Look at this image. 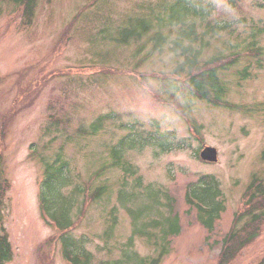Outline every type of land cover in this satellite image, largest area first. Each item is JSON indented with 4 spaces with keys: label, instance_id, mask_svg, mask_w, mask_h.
<instances>
[{
    "label": "rangeland",
    "instance_id": "rangeland-1",
    "mask_svg": "<svg viewBox=\"0 0 264 264\" xmlns=\"http://www.w3.org/2000/svg\"><path fill=\"white\" fill-rule=\"evenodd\" d=\"M176 1L98 0L79 12L93 0H39L31 24L23 22L18 6L0 1V124L1 115L16 109L15 120L4 121V128L10 126L0 146L8 180L3 226L13 249L6 264H72L63 253L60 230L43 215L40 198L42 157L52 161L61 150L68 163L61 191L75 199L73 235L95 262L132 263L126 244L134 234L131 249L146 264L154 258L156 264H218L224 237L244 225L246 218L236 223V215L243 210L246 189L254 174L264 177V66L249 54L253 41L264 49V31L258 30L264 26V0H206L209 13L193 16L199 32L210 19L223 25L203 47L202 61L221 53L242 55L222 69L229 104L196 99L183 113L168 100L164 83L153 77L168 75L183 59L171 43L144 59L152 43L140 54L136 49L148 35L129 44L114 40L130 19L168 21ZM180 25L170 27L177 32ZM69 27L70 38L57 45ZM170 27L162 29L168 33ZM156 29L161 27L149 34ZM248 58L253 59L250 74L243 77ZM172 101L184 105L178 93ZM103 114L109 117L97 134L78 131ZM206 145L217 148V161L200 156ZM121 148L122 159L136 174L114 164L113 152ZM205 179L218 182L223 203L212 228L186 199L190 184ZM99 184L108 191L98 199L86 198ZM120 189L127 200L120 199ZM139 208H144L139 223L146 220L147 225L179 217L181 230L169 236L167 251L145 233L134 232L130 210ZM159 225L147 229L156 234L152 240L161 235ZM228 264H264V223L260 235Z\"/></svg>",
    "mask_w": 264,
    "mask_h": 264
},
{
    "label": "trees",
    "instance_id": "trees-1",
    "mask_svg": "<svg viewBox=\"0 0 264 264\" xmlns=\"http://www.w3.org/2000/svg\"><path fill=\"white\" fill-rule=\"evenodd\" d=\"M0 1H9L18 6L22 12L23 22L25 24H31L36 17L39 0ZM96 1L98 0H93L92 3L85 5L79 12L93 5ZM209 8L210 6L206 0H177L172 6L171 18L168 21L158 20L152 23L147 18L130 19L121 29V34L114 38V40L120 44H129L132 39L138 42L145 35H148L146 41L136 49V53L140 54L148 43H152V51L146 54L144 59H147L149 54L153 53L155 50L162 49L168 42L171 43L170 48L173 52L182 55L183 59L175 64V67L169 71L168 75L163 73L153 75V77L164 83V90L168 100L175 104L174 106L177 112L180 113L184 112L185 107L190 108L191 101L196 99L205 100L214 105L229 104L225 98L226 86L222 78V69H227L230 65L236 63L242 53L235 51L227 55L224 53L215 54L202 61L201 52L203 47L209 44V39L214 35V31H217V28L223 26L222 23L212 24L210 19L207 20V28L203 32L198 31L197 23L192 20L194 18L193 16L198 14L203 17L205 13H209L207 12ZM178 23H181V25L178 28L179 30L175 32L173 28L170 27V24L173 27H177ZM156 26L161 27V29H156L154 33L149 34ZM163 26L170 27L168 33L162 29ZM259 29L264 31V26L259 27L258 30ZM70 32V27L65 29L60 39L57 41V45H60L63 41H67L70 38ZM172 35L175 36L172 37ZM207 37L209 38L207 39ZM197 44H200V46L197 47ZM249 50L250 57L255 59L257 65L264 66L263 47L258 44L257 41H253ZM253 59H249L250 63L245 66L244 73H242L243 77L249 76L250 65ZM113 72H116V70ZM1 81L2 77H0V82ZM177 93L183 96L184 105L172 101ZM15 112L16 109L13 108L7 111L4 116L1 115L0 146L5 143L6 132L10 126L4 128V121L15 120ZM108 117V114H103L98 117V120L93 121L89 127H81L78 131L80 133L84 132L85 134L95 135L103 127L104 121ZM53 121L57 123L56 120ZM53 124L56 125L54 122ZM190 124L198 130L195 124ZM50 131L52 130L49 129V133H51ZM55 138L56 136L53 137V139ZM167 140H169V138ZM120 150H122V148L116 149L113 152L114 164L121 167L129 174H136L137 171L133 168L131 163L124 158L122 159ZM62 154L61 150L52 161H49L44 156L42 157L44 163V180L42 182L40 198L43 215L48 220L50 218L55 223L58 230H60L58 235H60L59 239L62 242L63 253L65 258L72 264H104L106 262L103 260L95 262L96 259L94 254L90 250L85 249L82 240L77 239L73 235L72 228H74L73 224L75 221L71 218L70 212L75 199L73 196L62 194L61 191V187L66 185L68 181V178L64 175L68 163L63 160ZM262 158L264 159V149L262 151ZM105 167L106 166L103 165L102 168L98 170V173L103 171ZM140 177L141 176L137 177L138 183H141ZM7 181L8 180L4 176L3 162L1 161L0 154V264H6L13 257V249L9 241V235L3 226L4 193L7 188ZM91 188L92 192L90 191L91 193L86 197L91 200L101 198L102 195L108 191V186L106 184H99L95 187L91 186ZM188 189L186 193L187 202L197 207L199 217L202 219L201 221L203 224L212 228L213 222L215 218L219 216L220 209L223 206L222 201L218 200V197L221 195L218 182L212 179H205L198 184H190ZM119 197L120 199L127 200V194L124 189H120ZM244 197V207L242 212L236 215V223L243 218H246V221L241 228L235 226L224 237L218 264H228L231 262L244 247L260 235V227L264 223V177L254 174L246 189ZM130 211L134 220V232L145 233L155 245H161L163 251H167V243H170L169 236L177 235L181 230L179 217L177 215L167 218L163 217V221L154 220L147 225L148 222H146V220L139 223L141 216L144 214V208L132 209ZM113 224L111 227H113ZM158 224H162L159 225V228H161V235L155 240H152L156 234L147 229L151 226L157 228ZM133 239L134 234L130 236L129 242L126 244L130 246L127 248L128 251L126 252V256L127 259L131 260L133 258L132 260L134 261L127 264H146L147 259L141 257L137 251L131 249L133 247ZM161 239L164 241L163 243L160 242ZM157 261L158 259L155 258L154 260H150L152 264H156Z\"/></svg>",
    "mask_w": 264,
    "mask_h": 264
},
{
    "label": "water",
    "instance_id": "water-1",
    "mask_svg": "<svg viewBox=\"0 0 264 264\" xmlns=\"http://www.w3.org/2000/svg\"><path fill=\"white\" fill-rule=\"evenodd\" d=\"M201 156L205 159L217 160L218 159V152H217V149L215 147L205 146L201 152Z\"/></svg>",
    "mask_w": 264,
    "mask_h": 264
}]
</instances>
